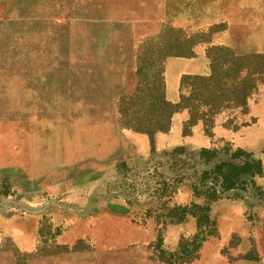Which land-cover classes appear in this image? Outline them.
<instances>
[{
  "label": "rangeland",
  "instance_id": "374dc122",
  "mask_svg": "<svg viewBox=\"0 0 264 264\" xmlns=\"http://www.w3.org/2000/svg\"><path fill=\"white\" fill-rule=\"evenodd\" d=\"M0 264H264V0H0Z\"/></svg>",
  "mask_w": 264,
  "mask_h": 264
},
{
  "label": "trees",
  "instance_id": "16d2710c",
  "mask_svg": "<svg viewBox=\"0 0 264 264\" xmlns=\"http://www.w3.org/2000/svg\"><path fill=\"white\" fill-rule=\"evenodd\" d=\"M190 48H192V46H190ZM216 48V47H215ZM210 49H212V47H210ZM225 51V49H224ZM227 51V50H226ZM190 54V53H189ZM188 54V55H189ZM187 54L184 53H172L169 54V56L171 57H189L186 56ZM209 68H210V74L206 77H198V78H194L195 80L201 81V83L198 84H203L205 87L207 86H211L213 84H215V80L217 78L216 76V66L215 63L212 61H210L209 63ZM195 84V83H194ZM195 87H191L189 88V94L187 97L181 96L179 98V102L173 106V108H175V110L177 111H181L184 109H188L190 116H189V124H193L195 125L197 123V120H200L202 123H206V124H210L211 121L213 120V117L218 114L219 110H216L214 108H209L205 111H198L196 109H193L191 107H189L188 102L194 100V96H195ZM241 99L244 101V99H246V97L248 96V93L246 92H241L238 94ZM162 101V100H161ZM169 112H167L168 115L172 114V112L168 109ZM174 113V112H173ZM205 126V124H204ZM184 134L186 133V129L183 130ZM205 176V174H203ZM222 177V183L221 186H225L226 189L231 188L232 186H234V184L236 183V176L234 177H230L229 175H225V174H219ZM215 180V178H214ZM212 185V184H211ZM193 193L197 196L199 193H196V188L193 186ZM206 193H208V196H206L204 201V205L205 206H195L192 203L189 206H175L170 208L169 210H167L166 215L164 216V218L170 219L172 223H179L181 221H185L188 218H193L196 222V233L193 237V246L191 250H188L186 248H184V252L187 251V254L192 252L194 253V251L199 247V243L202 240H205L211 236L215 235V224L213 219H211L210 214L208 212L209 210V206L207 202H209L210 200H216L217 196H216V192L214 190V186H209V188L205 191ZM207 203V205L205 204ZM159 236V235H158ZM196 243V244H194Z\"/></svg>",
  "mask_w": 264,
  "mask_h": 264
},
{
  "label": "crops",
  "instance_id": "0c3cea01",
  "mask_svg": "<svg viewBox=\"0 0 264 264\" xmlns=\"http://www.w3.org/2000/svg\"><path fill=\"white\" fill-rule=\"evenodd\" d=\"M175 60L180 61V60H188V59H185L182 57H179V58L172 57L171 58L172 62H174ZM182 73H186V72L184 71ZM178 98H179L178 82L176 84L172 83L171 85H168V96H167L168 101L175 103L177 102Z\"/></svg>",
  "mask_w": 264,
  "mask_h": 264
}]
</instances>
